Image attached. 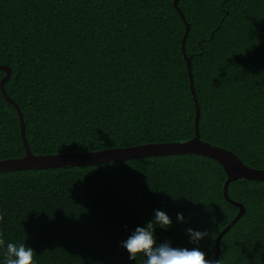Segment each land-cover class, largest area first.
Instances as JSON below:
<instances>
[{
	"label": "trees",
	"instance_id": "trees-1",
	"mask_svg": "<svg viewBox=\"0 0 264 264\" xmlns=\"http://www.w3.org/2000/svg\"><path fill=\"white\" fill-rule=\"evenodd\" d=\"M0 0V65L34 155L94 153L194 138L264 170V0ZM181 14L185 17L182 19ZM6 72L0 70V82ZM16 108L0 88V161L25 156ZM227 173L195 154L0 172V264L8 243L35 264H145L122 246L155 211L157 244L198 247L240 209ZM245 214L220 242V264H264V181L228 186ZM182 213L185 220L178 219ZM208 232L198 244L187 229Z\"/></svg>",
	"mask_w": 264,
	"mask_h": 264
},
{
	"label": "water",
	"instance_id": "water-1",
	"mask_svg": "<svg viewBox=\"0 0 264 264\" xmlns=\"http://www.w3.org/2000/svg\"><path fill=\"white\" fill-rule=\"evenodd\" d=\"M179 0H175V6L178 8ZM182 19L185 21V17L181 14ZM186 24V34L182 41V51L188 65V71L191 82V89L193 98L196 103V133L193 139L186 142L167 143V144H149L144 146L130 147V148H117L111 150H103L94 153H65L60 155H34L27 142L25 134L24 117L19 106L8 96L5 84L11 77V69L7 66L0 65V70L6 72L5 77L0 82V88L4 97L16 108L20 117L21 124V136L23 144L26 149L25 156L16 159H8L0 161V172H14L22 170H45L63 168L69 166H93L99 164H106L110 162H120L133 159H140L146 157L156 156H168V155H186L195 154L204 157H209L218 161L223 167L224 171L228 175V179L224 186L225 198L233 205L239 207L240 211L235 219L219 234L216 239V254L213 257V261H217L220 253V242L223 236L231 229V227L245 214V207L243 204L232 201L228 195V186L232 181L239 179L264 181V170H257L245 165L235 153L232 151L213 146L207 142H203L200 139L199 134V120L200 109L198 106V100L194 91V82L191 66V58L186 55V39L188 37L190 28L188 23Z\"/></svg>",
	"mask_w": 264,
	"mask_h": 264
},
{
	"label": "clouds",
	"instance_id": "clouds-1",
	"mask_svg": "<svg viewBox=\"0 0 264 264\" xmlns=\"http://www.w3.org/2000/svg\"><path fill=\"white\" fill-rule=\"evenodd\" d=\"M3 217L0 216V220ZM178 219L184 221L182 213L178 214ZM159 225L163 228L172 226L171 218L161 210L155 211L154 221L147 222L146 227H137L132 235L123 242L122 246L129 252V258L137 259L141 254L146 257L145 264H220V261H213L206 258V254L198 247L176 248L170 242L157 244L155 228ZM190 234V242L198 244L200 240L208 236V232L187 229ZM5 241L0 233V246H4ZM33 248L24 243H8L5 252L4 264H35Z\"/></svg>",
	"mask_w": 264,
	"mask_h": 264
}]
</instances>
